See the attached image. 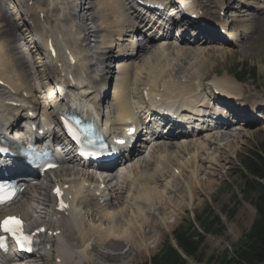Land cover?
I'll return each instance as SVG.
<instances>
[{"label":"bare ground","instance_id":"bare-ground-1","mask_svg":"<svg viewBox=\"0 0 264 264\" xmlns=\"http://www.w3.org/2000/svg\"><path fill=\"white\" fill-rule=\"evenodd\" d=\"M222 1L215 0V2L221 3ZM30 2L33 3L30 9L32 13L31 20L44 32L48 33L46 42L49 46L52 47L51 41H53L54 45L61 51L64 50L66 52L68 48L70 50L67 53H71V55H64L66 61L58 57V61L61 63L58 74L62 80V84L59 87L61 89L60 91L67 90L71 98H68L66 95L63 96L60 93L57 95L54 90L55 86L51 84L52 81L49 78L48 88H46L44 83L39 81L38 77L40 73L34 69L28 50L22 41L20 33H18L16 23L9 18L10 15L6 8L5 0H0V83H5L3 86L0 85V118L8 117L14 111L23 113L22 111L24 110L22 109L26 108L20 102L25 103V96L27 94L31 95V92L39 93V105L41 106L43 114L47 115V113H53V103L59 105L57 109L66 106L72 100H81L88 103L89 97L86 95L91 92L90 90L95 89L97 92L93 96L97 109L101 107L110 109V116L113 117V121L118 120L123 125L126 119L131 116L127 88L129 87V80L132 75L134 76L133 79L139 78V83H135V99L139 104L138 109L144 107V102L141 97L142 86H144L143 89H148L150 93L162 90L166 93L172 92L173 90H180L194 97L199 95V88L203 86L227 87L237 92V99L239 100L244 99L242 93L248 92L245 91L244 84L238 85L236 80L227 74L219 77V81L217 78L212 80L206 78L210 76L209 74L211 73L209 70L211 68L213 69V66L207 71L206 63L200 60V58L193 57L194 54L198 57L205 55L204 58L206 59L204 61L213 62L211 60L215 57L217 58L224 54L232 53L233 50L229 48L223 51V49H226L224 45L227 46L229 44L224 43L226 40L224 42L217 40L222 39L220 29L211 27L206 20L204 22L200 17L191 21L190 29L195 34L208 37L207 44L215 45L217 48L211 46L210 50L201 51V49H192L185 44L174 47L173 51L175 55H172L171 58L173 59V56L175 58L179 57V54L181 58L172 60L174 62L171 63V65L173 64V68L169 71L167 67L170 64L169 60L165 61L164 67L160 66L156 61H161L162 58L160 57L162 56L164 59L168 58L167 52L172 50V47L170 48L169 44L164 45L167 39H164L165 41H163L162 47H155L154 43L148 47L147 43L152 42L150 40H155L157 38L156 36L149 37L146 40L147 43L141 40L139 41L140 44L137 45L135 36L141 30L136 32L138 31V26L134 22L135 20L127 7V0H100L97 4L91 0H72L71 2H68V0H30ZM173 3L178 4V8H180L182 4L186 5L189 1L175 0ZM203 3L205 4V2ZM63 4L66 5L65 10H67L68 17L72 18L73 16L74 20L79 19L84 25L86 23L88 24V20H91L93 26L78 27L75 31H71L69 37L66 36L67 38H64V36L56 40L63 35L60 28V24L62 25V22L60 23V17L62 16L60 8ZM222 6L224 7L225 3H222ZM190 9L193 8L190 7ZM99 17L102 21L100 23L98 21ZM17 21L19 20L17 19ZM183 21H186L184 17ZM103 31L106 33L103 34ZM72 33L74 36H72ZM91 37H94V39H91ZM211 37L215 38L213 39ZM63 42H66L68 46ZM167 43L169 42L167 41ZM183 43H187L186 38H183ZM203 47L205 46L203 45ZM204 52L206 53L204 54ZM114 54L122 55L121 57L124 60L122 59L123 63L118 64V71L111 78V82L113 81V83L110 84L109 93L113 90V99L110 94L106 97L104 93L105 97L103 103H101L102 101L99 99L100 92L98 91V86L103 80L101 74L107 61L115 58ZM187 58L192 59L190 62H186L188 60ZM73 59L76 61L75 64H73ZM180 63L182 64L180 65ZM142 67L145 68L144 71L148 72L147 77L142 75L144 73ZM108 68H110V65L107 66ZM44 71H47L46 67ZM73 84L75 87H73ZM160 84L161 86H159ZM4 86L8 90L2 88ZM240 86L242 87L241 89L239 88ZM103 88L105 91L107 88L106 82ZM143 93H145L144 90ZM46 94H48L47 99L52 95V99L54 100L52 103H47ZM7 97H9L8 100ZM6 101L12 103L5 104ZM13 102H17L19 105L14 106ZM245 106L244 113L247 110L246 108H248L249 113H253L255 112V106H260V104L251 97ZM249 106L252 108L249 109ZM73 107L79 109L76 106ZM115 118L117 119L115 120ZM251 118L248 114H244L240 120L250 121ZM28 121H30V118ZM231 126L226 120L222 119L219 121V127L217 129L205 130L202 128H191L181 138L163 136L161 138L163 142L153 149L150 159L147 158L137 162L131 161L128 164L131 166V169L128 165V167L124 166L122 168L125 171L123 175H112L110 179L102 176L103 174H100L94 168H73L74 159L69 155L70 152L65 148L63 149V153L59 150V155L65 159L68 165H62L59 172L56 174L52 173L48 179L49 183L39 185L38 189L33 192L27 191L7 212V214L14 213V215L25 219L27 227L32 230L42 227L48 228L42 235L44 245L41 249L43 253L48 251V257H35L24 264H48V262L49 264H82L89 260V250L95 249V252H100L98 246L102 245L114 247L115 251L121 249V246L125 245V243L130 245L126 252L134 251L137 247H141V252L152 250L153 248H151L149 240L153 239V237H150L149 231L151 229L155 231L156 225H154V222L149 220L147 222L148 224L141 223L140 221L143 217L146 218V216H140L142 218L139 221L140 223L137 220H134L133 223L131 220L132 223L129 221V224L131 223L130 226L127 228L123 226L124 229H122L119 221H117L119 215L122 214L121 211H124L130 205H134L135 213L137 210L139 215H146L152 213L151 206L154 204L157 206L158 204L159 207L156 209L161 211L160 214L162 215V212L167 211L168 206L172 207V201L176 202L177 205L181 203L178 199L180 193L183 198L195 203V195L211 190L213 187L214 176L218 175L223 168L222 162L227 159L226 154L230 150H233V148H236V144L242 140L246 133L255 130H249L248 128L246 130L243 127L234 130ZM200 131L208 133L204 135ZM226 137L227 141L223 145L217 142L218 139L222 140ZM175 148H179V153L185 156L182 155L181 157L180 154H176L177 157L173 156L172 153ZM212 149H216L214 152H218L219 154L213 156V153L210 152ZM179 158L182 159L178 160ZM189 161H192L193 170L192 168L190 170L188 169L190 166ZM174 162L175 164H173ZM65 172L76 174L77 177L74 175L76 178L71 180L62 179ZM161 174H165L166 179L164 180L163 186L160 187L158 183L160 177H162ZM202 174H205L206 177H201ZM114 181L124 183L125 186L122 188L118 186V189L123 190L126 188L127 192H130L127 197L123 193V197L119 198L117 196L115 198L114 205L117 206V210L109 207L108 204L102 203L101 200V193L110 190L109 188ZM50 182H62V187L65 188L66 194L69 195L77 188L78 191L75 194L72 215H69L67 212H55V210L51 212L47 211L46 205L51 203L53 199L51 191H48L51 185ZM86 182L97 184V186L92 187L85 194L88 195L89 200L85 199V195L81 191L82 185L80 184ZM181 183H183V186L179 187L178 185ZM67 185H70V188H66ZM176 190L180 191L177 197L168 195L169 193H173V191L175 193ZM79 194L80 197L78 200ZM135 194H137L136 197L133 196ZM99 195L101 196L99 197ZM134 198L135 200L132 201ZM128 200L131 203L133 202V204L128 202ZM79 202L83 203L84 206L79 207ZM182 208L181 206L180 209ZM164 209L165 211H163ZM173 213L179 215L181 212L175 208L171 214ZM52 215H54L56 220L53 219ZM163 215H166V213ZM165 218L164 221L166 222ZM104 221L108 222L107 225ZM39 222L44 223L38 225ZM102 222L104 223L102 224ZM146 227L150 230L148 231ZM93 239L96 240V243H93ZM120 255L125 256V254ZM52 257H54L55 263L53 262L54 260L52 261ZM19 263L21 264L20 261Z\"/></svg>","mask_w":264,"mask_h":264},{"label":"rangeland","instance_id":"rangeland-1","mask_svg":"<svg viewBox=\"0 0 264 264\" xmlns=\"http://www.w3.org/2000/svg\"><path fill=\"white\" fill-rule=\"evenodd\" d=\"M91 1H94L97 4L98 1L100 0H91ZM197 2L199 4H204L203 2H205V5L209 6L215 3V0H197ZM224 2L226 6L230 5L231 2H234L228 8V10L230 11L229 13L234 18L237 38L235 39L233 45L231 44L227 45L228 47L224 45L226 49H223V51H226L227 49L230 48L233 50V52L229 54H224L223 56L217 58L215 57L213 60H211L213 62L204 61V59H206L204 58L205 55L198 57L196 54H194L193 57H196L198 59L200 58V60L205 62L207 71L211 68V66H213V69L211 68L209 70V72L211 73L209 74L210 76L206 77L208 78V80L217 78V80L219 81V77H222L223 75L227 74L229 77L234 78L238 85L244 84L245 86L244 88L246 89L245 91H248L255 96L259 94V98L263 97L264 99V0H238V1L223 0L222 3ZM61 8H60L61 11L65 13L63 14L65 18L62 24L63 26L62 28L65 32V35L69 37L72 31L71 20H68L67 18V12H66L67 10H65V5H62ZM9 18L12 20L13 13L10 14ZM15 20L17 19L15 18ZM98 21L99 23L102 22L100 17L98 18ZM88 24L90 25L92 24V22L88 20ZM20 33L23 35L21 38L25 39V35L21 30ZM105 33L106 32L103 31V34ZM91 39H94V37H91ZM206 45H204L205 47L200 48L201 51L210 50L211 46L217 48L215 45H209V46ZM157 46L162 47L163 45L161 42H158L155 44V47ZM171 49L172 50H169L167 52L168 58L164 59L163 56L162 57L159 56L160 58H162L161 59L162 62L160 60L156 61L157 63L160 64V66L164 67L165 61L169 60L170 64L167 65L169 71H171L173 68L172 67L173 64L171 65V63L174 62H172V60L181 58L179 54V57L175 58V56H173L175 59L174 58L172 59L171 58L172 55L175 54L173 51V47ZM218 49H222V48H218ZM158 52L161 54L160 51ZM205 53L206 52H204V54ZM30 58H32L31 61L33 63L34 69H37L39 66L36 65L34 57L31 56ZM187 59L188 60H186V62L187 61L190 62L192 58H187ZM242 63H248L251 67H255L256 75L249 76L244 81L238 80L237 77H235V72L237 70L236 65ZM181 64L182 63H180V65ZM142 69L143 71L145 70L144 67H142ZM142 75L144 77H147L148 72L144 71ZM133 78L134 76L132 75L129 80V87L127 88L128 99H129L128 101L131 100L135 101L134 98L135 85H136L135 83H139L138 82L139 78L137 79H133ZM40 80L42 82H45L44 78H41ZM159 86H161V84ZM239 88L241 89L242 87L240 86ZM108 94H110L111 98L113 99V90ZM258 100L260 101V99H255L254 101H258ZM129 106L130 108H132V105ZM239 127L241 126L238 127L235 126L233 129L235 130L238 129ZM242 127L245 128L246 130L247 128L249 130L252 129L255 130L246 133L243 136L242 140H240L236 144V148H233V150H230V152L226 154L227 159L222 162L223 168L221 169L218 175L214 176L213 187L211 188V190L195 195L196 196L195 203L190 202L189 199L183 198L181 196L180 191H177L178 190L177 189L175 193L173 191V193H169L168 195L171 197L172 196L177 197V195L180 193L178 199L181 201V203L177 205L176 202L172 201V207L168 206L167 211L162 212V215L160 214L161 211L156 209L159 207L158 204L157 206L156 204L151 206L152 213L146 215H142V214L139 215L137 210L135 213V209L133 207L134 205L133 206L130 205L129 207H126L124 211H121L122 214L119 215V219H117V221H119V225H121L122 229L130 226L132 222L134 223V220H137L139 222L142 219L140 218V216L141 217L146 216V218L143 217V219L140 221L141 223L143 222L148 224L147 222H149V220L154 222V225H156L155 231L153 229L150 230L148 227H146L148 228V231L150 230L149 231L150 237H153V239L149 240L150 246L151 248H153L152 250H149L148 252H141L140 250L141 247H137L136 250L130 252L128 251L129 252L128 253L126 251L129 249L130 245H127L128 243L124 242L125 245L121 246V249L118 250L119 252L125 254V256L123 257V255L120 256L118 255L117 259H115L114 257H112V254L117 252L114 251V247L108 248L106 246H99L98 250H100V252L89 250L88 251L89 260L83 262L82 264H143L144 262L148 261L151 257L158 254L168 242L175 243L174 233L178 228L181 227L191 228L192 230L198 229L201 232H203L204 235V239L200 245V248L198 249V252L193 256H188V259H186L187 264H219L220 258L224 255V253H228L229 255L230 254L232 255L234 253V250L245 241L246 234L252 229L255 220L258 218V212L254 203L251 200H246L244 198V192H243L244 178L242 174L243 172L246 171V169L245 166L243 165V160L246 158L248 152L251 149H256L261 151L264 150V123L256 121L249 123L248 127L243 125ZM226 139L227 137L223 138L222 140L218 139L217 142L223 145L227 141ZM214 151H216V149H212L210 151L211 153H213V156L219 154L218 152H214ZM176 154L177 155L180 154L181 157L183 155L179 153V148H175L174 152L172 153L173 156H176ZM147 157L148 154L145 153L139 159H144ZM181 159L179 158L178 160ZM175 162L173 164H175ZM191 168L192 170L194 168L192 161L190 162V166L188 167V169L190 170ZM161 176L162 177H160V181L158 183L160 187L163 186L164 180L166 179L165 174H161ZM202 176L206 177L205 174H202L201 177ZM64 177L67 178V176ZM68 177H72V176H68ZM117 184L120 188L125 186L124 183H120V184L117 183ZM178 186L179 187L183 186V183L179 184ZM37 189L38 188H36L35 190ZM143 190H141V192H143ZM118 191L127 192V189L126 188H124L123 190L118 189ZM132 194L134 193L132 192ZM120 195L121 193L118 194L117 196ZM136 195L137 194L133 196L136 197ZM134 200L135 198L132 199V201ZM128 202L130 201L128 200ZM131 204H133V202ZM181 206L183 207L182 208L183 210L180 209ZM130 208H132L133 210ZM175 208L177 211L181 212L179 215H176L174 213H173L174 215L171 214L172 210H174ZM115 210H117V208H115ZM163 211H165V209ZM165 213L167 216L163 215ZM201 214H206L208 216L209 221L215 219L216 217H219V221L216 225L213 226L212 228L213 230L211 233H204V230L200 224V219H198V216ZM135 215L140 219L137 218ZM163 216L166 217L165 218L166 222L164 221ZM129 221L131 222L130 224ZM104 222L107 225L108 222L106 221ZM104 222H102V224ZM93 243H96V240L93 239ZM103 254L104 255L106 254V256H104Z\"/></svg>","mask_w":264,"mask_h":264},{"label":"trees","instance_id":"trees-1","mask_svg":"<svg viewBox=\"0 0 264 264\" xmlns=\"http://www.w3.org/2000/svg\"><path fill=\"white\" fill-rule=\"evenodd\" d=\"M235 75L246 80L256 75V68L248 63L236 65ZM246 171L243 172V192L246 200H251L258 212L252 229L246 234L245 241L234 253H224L219 264H264V150L251 149L243 160ZM204 233H211L219 221V217L209 221L206 214L198 216ZM179 248L187 255L193 256L198 252L204 239L203 232L198 229L178 228L174 233ZM197 238V239H196ZM144 264H187L186 259L175 246L168 242L151 262Z\"/></svg>","mask_w":264,"mask_h":264},{"label":"snow or ice","instance_id":"snow-or-ice-1","mask_svg":"<svg viewBox=\"0 0 264 264\" xmlns=\"http://www.w3.org/2000/svg\"><path fill=\"white\" fill-rule=\"evenodd\" d=\"M84 154L88 155L89 153ZM0 230H3L6 233H10L16 240L17 245L22 249L27 248L29 251L31 250L30 244L32 237L24 232L23 221L20 218L15 216H8L3 220H0Z\"/></svg>","mask_w":264,"mask_h":264}]
</instances>
